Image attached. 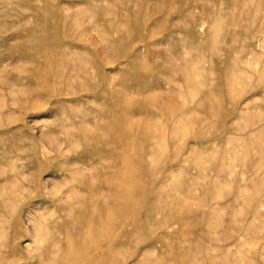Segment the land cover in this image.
I'll use <instances>...</instances> for the list:
<instances>
[{"label":"rangeland","instance_id":"374dc122","mask_svg":"<svg viewBox=\"0 0 264 264\" xmlns=\"http://www.w3.org/2000/svg\"><path fill=\"white\" fill-rule=\"evenodd\" d=\"M104 251L264 264V0H0V264Z\"/></svg>","mask_w":264,"mask_h":264},{"label":"bare ground","instance_id":"6f19581e","mask_svg":"<svg viewBox=\"0 0 264 264\" xmlns=\"http://www.w3.org/2000/svg\"><path fill=\"white\" fill-rule=\"evenodd\" d=\"M108 215V214H107ZM110 218V220H112L113 219V217H111V216H109L108 217V219ZM117 218H115V220H116ZM107 220V219H106ZM115 220H113L114 222H115ZM101 236H102V234H101ZM105 236H107V235H105ZM110 236V235H109ZM108 236V241H107V243H111V241H112V237L110 236L109 237ZM103 237V236H102ZM104 238H106V237H104ZM105 242H106V239H103ZM99 246V245H98ZM95 247H97V246H95ZM101 260H99V261H97L95 258H92L91 257V259L88 261L89 262V264H100L102 261H113V255L110 253V252H102V254H101ZM101 261V262H100Z\"/></svg>","mask_w":264,"mask_h":264}]
</instances>
